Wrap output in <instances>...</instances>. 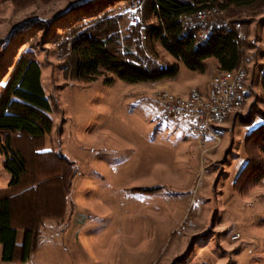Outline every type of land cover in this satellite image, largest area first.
Returning a JSON list of instances; mask_svg holds the SVG:
<instances>
[{
  "label": "rangeland",
  "instance_id": "rangeland-1",
  "mask_svg": "<svg viewBox=\"0 0 264 264\" xmlns=\"http://www.w3.org/2000/svg\"><path fill=\"white\" fill-rule=\"evenodd\" d=\"M88 1L0 0V80L22 51L34 53L52 107L53 128L42 140V151L61 154L78 172L65 221L45 224L26 262L0 264H264V180L243 194L234 191L247 162L250 128L245 124L264 112V0L224 15L239 33L247 101L217 129L218 143L202 145L186 115L178 124L160 119L153 95L204 93L218 73L214 61L203 74L178 63V75L157 87L106 85L103 79L79 83L59 44L68 16L53 20ZM143 6L144 0L114 6L111 15L120 18L122 36L131 26V10L142 19V31L136 32L140 39L145 26L155 24ZM28 23L35 24L20 33ZM142 40L140 51L151 64H175L158 44ZM164 84L168 89L161 88ZM189 88L186 95L177 94ZM25 155L32 165L30 153ZM2 162L0 155V190H5L10 175Z\"/></svg>",
  "mask_w": 264,
  "mask_h": 264
},
{
  "label": "trees",
  "instance_id": "trees-1",
  "mask_svg": "<svg viewBox=\"0 0 264 264\" xmlns=\"http://www.w3.org/2000/svg\"><path fill=\"white\" fill-rule=\"evenodd\" d=\"M122 1L126 0L75 3L54 18L57 21L68 16L63 19L66 25L59 44L79 83L89 85L103 79L106 85L116 81L156 85L175 78L178 63L190 72L203 74L208 62L214 61L218 72H232L241 63L239 33L217 29L198 46L196 35L185 31L180 18L215 7L225 12L248 9L259 0H144L145 12L155 24L145 26L143 39L158 44L174 60L175 64L166 67L151 64L140 51L143 40L136 34L138 27L131 25L128 34L122 36L120 18L111 15ZM32 24L18 31L24 34ZM261 89L264 95V67ZM51 112L40 65L34 53L26 49L0 80V155L10 175L8 187L0 190L2 262H26L37 250L45 224L62 223L70 208L69 196L78 173L75 164L57 152L42 151V140L53 128ZM245 125L250 128L245 137L247 162L234 184L237 194L264 180V112L258 111ZM17 188L20 190L13 193Z\"/></svg>",
  "mask_w": 264,
  "mask_h": 264
},
{
  "label": "built area",
  "instance_id": "built-area-1",
  "mask_svg": "<svg viewBox=\"0 0 264 264\" xmlns=\"http://www.w3.org/2000/svg\"><path fill=\"white\" fill-rule=\"evenodd\" d=\"M224 15L225 13H219L216 8L198 14L196 17L181 16V20H185L186 32L195 33L198 36L199 46L208 40L209 34L213 33L212 25L226 27V32L234 30ZM128 20L131 25L142 31V19L137 10L128 12ZM240 68L239 66L232 72H218L210 82L209 93L192 89L190 102H183L181 98H170V94L165 91L155 93L153 98L160 105V119H167L172 124H178L183 115H193L194 121L188 128L193 129L194 139L200 145L205 140H212L215 143L217 137H213L212 132L208 131V124H217V118H222L227 107L239 106L241 102V95L238 94Z\"/></svg>",
  "mask_w": 264,
  "mask_h": 264
},
{
  "label": "bare ground",
  "instance_id": "bare-ground-1",
  "mask_svg": "<svg viewBox=\"0 0 264 264\" xmlns=\"http://www.w3.org/2000/svg\"><path fill=\"white\" fill-rule=\"evenodd\" d=\"M215 9H216V7L210 8L207 10H215ZM207 10L200 11V12L193 14V15H184L183 17H196V16H198V14H202L203 12H206ZM218 11H219V13H226L225 11L220 10V9H218ZM180 21L182 23L183 28L185 29V20H181V18H180ZM217 29L226 30V27H221L220 25H212V32H214ZM210 35L211 34H209V36ZM209 36H208V38H209ZM196 39H197V44H198V36H196ZM204 43H206V42H203L201 44H204ZM245 77H246L245 71L242 68H240V78H239V83H238V94L241 95V102H240L239 106L227 107V109H225V111L223 112L222 118H217V124H208V131L212 132L213 137H217V139L215 140V143L219 142V136L217 134V129H221L230 116H233L234 114L241 111L242 107L244 106L245 102L247 101V95L245 94ZM207 92L209 93L208 90H207ZM170 98H181V100L183 102H190L191 92L185 98H182V97H179V96H176L173 94H170ZM161 120L163 122L171 123L170 120H167V119H161ZM190 132L193 135V129L190 128Z\"/></svg>",
  "mask_w": 264,
  "mask_h": 264
},
{
  "label": "crops",
  "instance_id": "crops-1",
  "mask_svg": "<svg viewBox=\"0 0 264 264\" xmlns=\"http://www.w3.org/2000/svg\"><path fill=\"white\" fill-rule=\"evenodd\" d=\"M163 82H165V81H163ZM162 82V83H163ZM211 82V81H210ZM157 85V84H156ZM156 85H154V86H156ZM157 87V86H156ZM158 88H160V87H158ZM161 88H166V89H168V86L167 85H163V86H161ZM170 90V89H169ZM190 90V88L187 90V91H183V92H180V93H177V94H180V95H186L187 93H188V91ZM207 90L209 91V87H208V89H205L204 90V93H206L207 92ZM208 93V92H207ZM184 116V115H183ZM184 117H186V118H189V120H190V123L191 122H193L194 121V116L193 115H190V114H186V116H184ZM189 123V124H190ZM224 128V127H223ZM222 128V129H223ZM215 144V143H214ZM71 194V193H70ZM68 211H69V209H68ZM68 211H67V216H68ZM67 216H66V218H67Z\"/></svg>",
  "mask_w": 264,
  "mask_h": 264
}]
</instances>
